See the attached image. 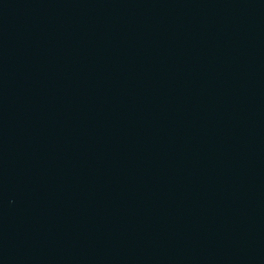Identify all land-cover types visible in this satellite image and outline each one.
I'll return each instance as SVG.
<instances>
[{
  "label": "water",
  "instance_id": "95a60500",
  "mask_svg": "<svg viewBox=\"0 0 264 264\" xmlns=\"http://www.w3.org/2000/svg\"><path fill=\"white\" fill-rule=\"evenodd\" d=\"M0 264H264V0H0Z\"/></svg>",
  "mask_w": 264,
  "mask_h": 264
}]
</instances>
